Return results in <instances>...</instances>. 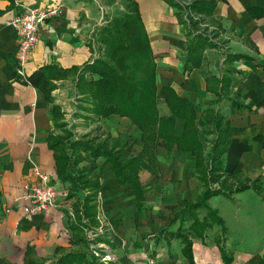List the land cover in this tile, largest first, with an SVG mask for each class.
Instances as JSON below:
<instances>
[{"label":"crops","instance_id":"obj_1","mask_svg":"<svg viewBox=\"0 0 264 264\" xmlns=\"http://www.w3.org/2000/svg\"><path fill=\"white\" fill-rule=\"evenodd\" d=\"M48 5L56 11L41 25L39 42L22 66L25 75L44 63L82 67L93 61L99 56V27L129 9L141 15L151 40L159 111L171 112L161 93L163 86H174L180 95L190 97L199 115L206 103L217 98L208 90L200 67L184 72L188 37L178 21L177 8L167 0H0V52L16 57L19 49L18 28L8 18L28 7ZM215 7L213 18L222 23L219 35L226 41L221 50L254 57L252 61L237 59L231 63L236 76L232 93L240 94L251 106L238 108L227 99L216 104L237 127L226 151L225 173L231 175L239 166L236 177L260 181L262 193L251 186L232 196L220 193L210 198V204L223 216L226 229L214 223L204 236L193 237V264H264V68L257 64L264 61V0H217ZM210 28L215 26L211 24ZM205 51L209 66L219 74L220 66L226 67L224 53L212 47ZM58 84L53 94L69 125L85 120L76 113L79 99L73 98L75 93L67 96L70 84L75 87L73 79H62ZM72 99L77 102L74 114L70 112ZM175 125L176 133L181 135L184 118L177 117ZM90 127L93 133L109 134L127 143L128 155L138 153L145 145L139 126L119 113L91 120ZM52 129L44 93L17 78L0 53V264H56L63 253L82 247L74 243L76 215L70 211L75 212V200L67 198L69 187L57 177L48 143ZM157 154L159 171L140 170L147 204L138 212L134 192L119 182L110 165L101 159H86L88 166H95L102 185L97 214L110 228L101 235L102 242L110 244L117 257L108 264H142L149 255L156 256L159 264H192L176 234L178 222L169 234L159 233L168 227L177 210L203 190L195 168L196 157L176 145L168 149L162 140ZM34 167L49 175L58 195L56 205L30 216L24 209L29 204L24 184L43 183L33 172ZM248 227L257 228L259 233L243 237L245 240L235 239L236 230Z\"/></svg>","mask_w":264,"mask_h":264},{"label":"trees","instance_id":"obj_2","mask_svg":"<svg viewBox=\"0 0 264 264\" xmlns=\"http://www.w3.org/2000/svg\"><path fill=\"white\" fill-rule=\"evenodd\" d=\"M167 1L177 8L178 21L183 24V31L188 37L182 65L184 72L200 67L207 80L208 90L217 95V99L204 105L201 115L195 102L190 97L180 95L174 86L161 87L162 96L166 98L171 112L162 114L159 111L156 58L146 24L137 10L128 9L99 27L96 40L102 44L100 56L82 67L44 63L25 75L19 71L17 57L0 52L17 78L31 83L44 93L48 101V114L52 119L53 129L49 133L48 143L55 157L57 177L69 187L67 198L75 200L73 207L76 221L72 226L76 230L74 243L82 244V247L63 253L56 264L100 262V258L91 250L86 228L99 224L98 196L102 185L95 166L85 163L88 157L109 164L119 182L131 188L138 212L147 204L140 170L148 168L153 172L159 171L157 147L160 141H164L168 149L176 145L180 150L194 153L195 168L199 180L203 182V190L177 210L168 227L159 233L169 234L172 232L171 226L178 222L176 234L181 237L183 252L192 264L193 237L204 236L214 223L226 229L223 216L210 204V198L220 193L232 196L251 186L262 193L260 181L251 178L239 180L236 177L240 172L239 166H235L231 175H226V151L237 127L216 106L221 99H227L238 108L251 106L240 94L232 93L236 76L231 63L237 59L252 61L254 57L247 53L222 51L226 67L220 66V73L216 74L209 66L205 50L220 45L214 39L222 25L213 18L217 0H188L186 3L181 0ZM187 10L190 11L188 19L185 18ZM211 24L216 25L214 36L207 33ZM257 64L264 68V61L260 60ZM62 79H73L74 93L79 99L76 113L84 117L87 123L116 113L129 117L143 131L144 147L138 153L128 155V144L118 137L93 133L92 130L78 133L74 128L75 123L73 127L69 125L61 104L56 102L53 94L59 85L58 81ZM177 117L184 118L185 127L181 135L175 130ZM97 240L103 241L104 238L99 235L94 238V241Z\"/></svg>","mask_w":264,"mask_h":264},{"label":"built area","instance_id":"obj_3","mask_svg":"<svg viewBox=\"0 0 264 264\" xmlns=\"http://www.w3.org/2000/svg\"><path fill=\"white\" fill-rule=\"evenodd\" d=\"M182 3L188 2V0H181ZM56 8L52 6H40V7H28L22 13L13 14L8 18V22L13 23L18 28L20 39L19 49L16 53L20 67L19 71H22V66L29 58L33 48L39 42V31L41 25L46 21V18L52 14H55ZM190 13L186 11L185 16ZM186 18V17H185ZM103 20V18H102ZM33 172L40 176L43 183L36 181L26 182L25 198L28 200L24 209L28 215L36 214L45 211L50 206L56 205V197L58 195V189L55 184L49 182V175L40 170L39 167H34ZM70 214L75 216L73 210ZM99 218V216H98ZM110 229L108 225L100 220L96 227L86 228L87 237L90 239L91 250L100 258L101 264H108L110 260L116 259V253L112 250L110 244L102 241H94V238L102 235ZM142 264H159L158 258L153 255H149Z\"/></svg>","mask_w":264,"mask_h":264},{"label":"rangeland","instance_id":"obj_4","mask_svg":"<svg viewBox=\"0 0 264 264\" xmlns=\"http://www.w3.org/2000/svg\"><path fill=\"white\" fill-rule=\"evenodd\" d=\"M190 14V13H189ZM189 14L187 15V16H185L187 19H188V17H189ZM193 14V13H192ZM206 23H204V25H205ZM203 25V26H204ZM215 27H216V25H215ZM213 32H214V29L213 28H208L207 29V33L209 34V35H211V36H214L213 35ZM214 39L216 40H218V42L220 43V45L218 46V47H216L217 49H218V51H220L221 53H222V50H221V47H224V45H226V41H225V39H223L219 34H217V36L216 37H214ZM102 44L101 43H99V45L97 46V48H98V55L100 56V53H101V48L100 47H102L101 46ZM223 51H224V49H223ZM74 82V81H73ZM70 88L68 89V91H69V93L67 94V96H72L73 94H74V90H75V87H74V85L72 84H70ZM73 98L74 99H78V98H76L75 96H73ZM74 99H72V100H70V102H71V108H72V111H70L72 114H74V110L73 109H75L74 107H76L75 105H76V101L74 100ZM217 99V98H216ZM76 110V109H75ZM87 121H85V120H80V122L77 124V123H75L76 125H74V128L76 129V126H78L77 128L79 129L78 131H81V132H84V131H88V130H90L91 129V127H90V123H86ZM72 127H73V124H72ZM87 161V160H86ZM85 161V162H86ZM91 164H93V163H91ZM90 164V165H91ZM99 219V218H98ZM99 222H100V219H99ZM259 232H258V229L257 228H253V227H248V228H246L245 230L243 229H239V230H236L235 232H234V234H235V239H239V238H241V239H244L243 237H250L251 235H254V234H258ZM245 240V239H244ZM236 243H238V240H236ZM245 243H247V242H245ZM242 244H244V242H242Z\"/></svg>","mask_w":264,"mask_h":264}]
</instances>
